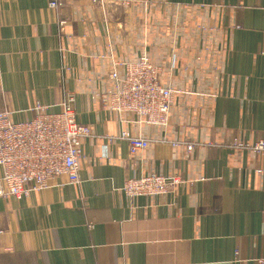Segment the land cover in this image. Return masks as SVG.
Listing matches in <instances>:
<instances>
[{
	"label": "crops",
	"instance_id": "obj_1",
	"mask_svg": "<svg viewBox=\"0 0 264 264\" xmlns=\"http://www.w3.org/2000/svg\"><path fill=\"white\" fill-rule=\"evenodd\" d=\"M143 54L178 90L166 126L102 104L122 79L113 62ZM67 94L90 128L79 181L0 199V264H259L264 0H67L57 11L0 0V111L19 122L35 104L60 111ZM124 133L148 146L129 155ZM148 173L180 182L124 195L126 178Z\"/></svg>",
	"mask_w": 264,
	"mask_h": 264
},
{
	"label": "built area",
	"instance_id": "obj_2",
	"mask_svg": "<svg viewBox=\"0 0 264 264\" xmlns=\"http://www.w3.org/2000/svg\"><path fill=\"white\" fill-rule=\"evenodd\" d=\"M65 1L48 0V6L57 11ZM63 23L64 20L58 23L61 31ZM112 66L110 78H116L121 71L122 79L116 90L102 97V104L112 112L131 114L142 123L166 126L171 101L178 90L158 83L159 70L150 63L148 56L143 54L135 62L114 61ZM72 101L73 96L67 94L58 112H47L48 107L35 104L34 116L19 122L11 120L9 110L0 111V199L27 197L32 192L49 188L53 182L63 186L79 181L80 146L90 135V128L75 120ZM121 136L128 142L129 155L148 146L147 139L125 133ZM234 145L241 146V143ZM251 147L254 152H263L264 138ZM192 148L191 144L185 146L187 156ZM58 178L64 180L57 182ZM179 182L176 176L148 173L126 178L121 189L129 198L162 196L172 192ZM3 233L0 228V235ZM258 263L264 264V257L259 258Z\"/></svg>",
	"mask_w": 264,
	"mask_h": 264
}]
</instances>
